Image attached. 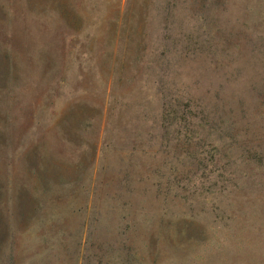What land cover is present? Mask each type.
Here are the masks:
<instances>
[{"label": "rangeland", "instance_id": "rangeland-1", "mask_svg": "<svg viewBox=\"0 0 264 264\" xmlns=\"http://www.w3.org/2000/svg\"><path fill=\"white\" fill-rule=\"evenodd\" d=\"M0 264H264V0H0Z\"/></svg>", "mask_w": 264, "mask_h": 264}]
</instances>
